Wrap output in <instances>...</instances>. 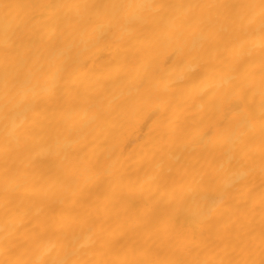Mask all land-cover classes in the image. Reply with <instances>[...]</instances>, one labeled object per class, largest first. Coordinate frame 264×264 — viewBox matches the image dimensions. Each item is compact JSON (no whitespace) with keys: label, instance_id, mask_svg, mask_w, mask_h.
Wrapping results in <instances>:
<instances>
[{"label":"bare ground","instance_id":"1","mask_svg":"<svg viewBox=\"0 0 264 264\" xmlns=\"http://www.w3.org/2000/svg\"><path fill=\"white\" fill-rule=\"evenodd\" d=\"M0 264H264V0H0Z\"/></svg>","mask_w":264,"mask_h":264}]
</instances>
